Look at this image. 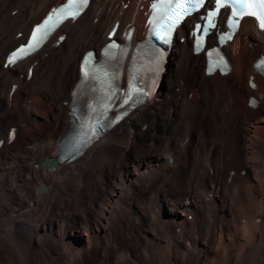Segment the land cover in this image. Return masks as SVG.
<instances>
[{
	"label": "bare ground",
	"instance_id": "6f19581e",
	"mask_svg": "<svg viewBox=\"0 0 264 264\" xmlns=\"http://www.w3.org/2000/svg\"><path fill=\"white\" fill-rule=\"evenodd\" d=\"M63 1L0 0V264H264V76L253 67L264 31L244 18L232 72L206 76L188 37L197 16L187 17L152 99L51 169L43 163L59 159L70 129L81 55L115 22V38L134 26L132 45L143 40L151 0H91L42 50L3 68Z\"/></svg>",
	"mask_w": 264,
	"mask_h": 264
},
{
	"label": "rangeland",
	"instance_id": "374dc122",
	"mask_svg": "<svg viewBox=\"0 0 264 264\" xmlns=\"http://www.w3.org/2000/svg\"><path fill=\"white\" fill-rule=\"evenodd\" d=\"M141 6H142V5H139L140 10L143 11V10L145 9V7L142 9ZM123 8H124V10H127V9H128V4L125 3V4L123 5ZM94 21H95V23H96V22H97V19H94ZM143 27H144V26H142V29H141L140 32H139V38L142 36ZM177 39H179L178 36H177ZM179 43H180V42H179ZM181 44H182V43H181ZM183 44H184V43H183ZM230 44H231V45L229 46V50L226 51V54L229 56V58L231 59V62H232V64H233V63H234V55H233V53H232L233 50H231V49H232V47L234 46L235 42H231ZM190 48H191V47H190ZM171 57H172V53H171V56L169 57V62H168V65H167V67L170 68V69H171V67H172V66H171V65H172V59H171ZM2 65H3V64H2ZM170 69H169V70H170ZM203 70H204V69H203ZM170 72H171V70L169 71V73H170ZM233 74H234V73H233ZM165 76L168 77L169 74H168V75H165ZM175 77H176V76H174L173 78L175 79ZM161 84H162V83H161ZM167 86H168V83L164 80V81H163V87L166 88ZM159 87H160V86H159ZM159 87H158V88H159ZM188 94H189V93H188ZM243 174H245V172H243ZM209 196L211 197V195H209ZM161 214L163 215L164 212H162ZM187 218H188V220H191V219H192V215H188ZM243 222H244V220H243ZM177 232H178V229H177ZM216 243H217V242H215L214 244H216ZM214 246H215V245H214Z\"/></svg>",
	"mask_w": 264,
	"mask_h": 264
},
{
	"label": "water",
	"instance_id": "95a60500",
	"mask_svg": "<svg viewBox=\"0 0 264 264\" xmlns=\"http://www.w3.org/2000/svg\"><path fill=\"white\" fill-rule=\"evenodd\" d=\"M55 163H56V162L52 161L51 159H48L47 161H45V162L43 163V165H44V166L49 165V167H50L51 169H53V168L55 167ZM44 190H45L44 187H39V188H38V192H39V193L44 192Z\"/></svg>",
	"mask_w": 264,
	"mask_h": 264
},
{
	"label": "snow or ice",
	"instance_id": "6c2138e0",
	"mask_svg": "<svg viewBox=\"0 0 264 264\" xmlns=\"http://www.w3.org/2000/svg\"><path fill=\"white\" fill-rule=\"evenodd\" d=\"M261 25L264 26V19L261 20ZM39 31H40V29H37V32H39ZM34 39H35V37H34Z\"/></svg>",
	"mask_w": 264,
	"mask_h": 264
}]
</instances>
